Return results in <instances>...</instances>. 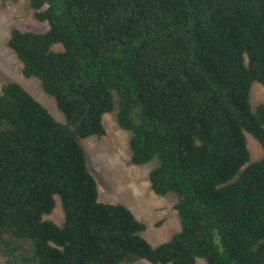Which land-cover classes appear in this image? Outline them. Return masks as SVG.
I'll return each mask as SVG.
<instances>
[{"label":"trees","instance_id":"trees-1","mask_svg":"<svg viewBox=\"0 0 264 264\" xmlns=\"http://www.w3.org/2000/svg\"><path fill=\"white\" fill-rule=\"evenodd\" d=\"M8 47L65 121L19 82L0 81V234L39 264H264V0H27ZM118 106L131 163L154 159L157 195L176 193L181 229L152 245L122 203L99 200L81 139ZM59 197L64 223L51 214ZM8 251V248H7Z\"/></svg>","mask_w":264,"mask_h":264},{"label":"rangeland","instance_id":"rangeland-1","mask_svg":"<svg viewBox=\"0 0 264 264\" xmlns=\"http://www.w3.org/2000/svg\"><path fill=\"white\" fill-rule=\"evenodd\" d=\"M32 19L33 8L28 6L27 0H0V81L19 82L46 106L58 121L64 122V114L58 109L55 99L44 92L40 81L35 77H22V62L7 46L12 28L20 22H30ZM263 101L264 86L255 83L251 91L252 109L255 110ZM117 112L118 106L113 112L103 116L107 131L105 136L82 138L81 144L87 151L89 170L98 183L99 200L128 206L146 223L147 228L143 236L156 246L170 240L181 229L180 217L175 209L179 198L173 192L161 196L152 191L149 172L157 165V159L143 165L131 163V132L119 126ZM247 144L251 162L264 157L262 146L250 134H247ZM56 200L54 211L45 215V218L61 226L64 223V211L59 197ZM0 264H39V257L30 240L15 239L8 230H4L0 234ZM130 264L153 263L139 259ZM197 264H206V261L199 258Z\"/></svg>","mask_w":264,"mask_h":264}]
</instances>
